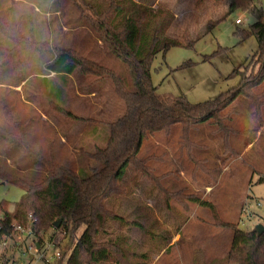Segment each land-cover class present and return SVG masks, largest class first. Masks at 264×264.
Instances as JSON below:
<instances>
[{"label": "rangeland", "instance_id": "1", "mask_svg": "<svg viewBox=\"0 0 264 264\" xmlns=\"http://www.w3.org/2000/svg\"><path fill=\"white\" fill-rule=\"evenodd\" d=\"M40 1H46L44 9ZM143 1H158L156 6L166 9L173 19L166 34L171 39L180 41L187 34L198 40L191 48L173 47L153 60L152 84L160 95L204 103L238 86L240 76L233 75L237 68L253 69L249 65L257 41L254 37L243 40L238 33L255 22L247 11L238 8L209 31V22L228 12L226 5L216 6L212 1L198 5V0ZM251 1L264 10V0ZM87 2L93 0H0V136L20 139L25 133L35 156L74 171L89 163L88 155L95 147L103 146L102 138L93 134L97 123L116 120L123 113L122 105L109 82L74 76L64 90L65 104L58 103L61 107L56 109L39 81L45 77L42 72L60 50H67L103 63L128 79L127 68L105 57L98 35L86 24ZM237 20L242 24H236ZM255 97L253 106L249 99L239 98L228 109L226 132L205 124L185 139L182 126L177 125L144 142L139 158L151 159L149 168L160 182L150 177L141 189L129 183L136 196L121 207L127 213L135 207L146 208L142 213L154 227L150 231L159 236H150L152 242L136 231L129 233V250L148 258L131 256L127 264H241L237 255L229 261L233 238L229 225L239 223L251 231L264 227V183L258 182L264 177V125L260 127L258 108L260 103L264 119V98L262 94ZM66 111L84 121H70ZM224 138H228L226 143ZM23 195L20 187L0 180V203L6 202L13 210ZM192 197L212 203L215 213L190 201ZM52 235L50 231L44 236L46 245L40 253H29L32 239L13 233L8 247H0V264H46L44 258L70 244L64 240L56 247L49 242ZM260 246L258 263L260 259L264 264V243Z\"/></svg>", "mask_w": 264, "mask_h": 264}, {"label": "trees", "instance_id": "2", "mask_svg": "<svg viewBox=\"0 0 264 264\" xmlns=\"http://www.w3.org/2000/svg\"><path fill=\"white\" fill-rule=\"evenodd\" d=\"M205 1L228 7L225 16L209 22V31L238 8L250 13L255 22L247 31L238 33L243 40L254 37L258 48L249 65L252 70L246 66L234 71V76H240L238 86L199 104H192L182 96L160 95L152 84V62L157 55L162 53L165 56L173 47L191 48L198 41L187 34L180 41L166 35L173 19L160 4L156 6L158 1L87 2L93 14L86 15V24L98 35L105 57H112L127 68L128 79L103 63L91 61L73 51L60 50L42 72L45 77L39 81L48 99L56 104V109L61 107L58 103L65 104L64 90L72 77H91L95 83L107 81L119 98L123 113L116 120L97 123L93 134L102 138L103 146L95 147L88 155L89 163L78 171L35 156L25 142V133L20 139L0 136V180L24 191L13 210L6 202L0 203V245L3 239H11L15 225L31 230L32 236L27 240L32 239L38 244L39 253L46 243L44 236L50 231L53 235L49 242L56 247H60L64 240L69 241V246L60 251L61 258L55 264L64 262L68 255L65 264H127L131 256L148 258L146 254L133 253L128 248H132V237L128 234L133 231L149 237L152 242L155 240L150 236H159L150 231L154 227L142 213L146 208L142 211L135 207L127 213L121 207L128 198L132 202L136 196L135 190L128 187L129 183L141 189V184L150 177L160 182L149 168L151 159L139 158L144 142L158 133H169L177 125L182 126L185 139L205 124L218 126L220 132H226L228 109L239 98L249 99L251 105L256 103L255 94H262L264 98L263 8L251 0H198L197 4ZM40 2L41 8H38L44 9L46 1ZM258 89L262 90L259 94L256 93ZM258 108L261 127L264 119L260 103ZM59 112L64 114L63 109ZM65 116L72 122L84 121L71 111H66ZM64 138L68 140V136ZM224 140L226 143L228 138ZM24 161L28 164L24 165ZM130 174L131 182L128 181ZM258 182L264 183V177ZM189 200L215 213L212 203L197 197ZM240 226L239 223L229 225L233 233L229 261L230 258L237 259V255L241 264H263L260 259L258 263V255L260 245L264 243V233L258 236L255 231L243 230ZM82 228L84 231L78 236Z\"/></svg>", "mask_w": 264, "mask_h": 264}, {"label": "built area", "instance_id": "3", "mask_svg": "<svg viewBox=\"0 0 264 264\" xmlns=\"http://www.w3.org/2000/svg\"><path fill=\"white\" fill-rule=\"evenodd\" d=\"M236 24L241 25L242 22H241L240 20H237V21H236ZM251 217H252V216H251ZM13 232H14L15 234H25V235H27V237L32 236V232H31V230H29V229H24V228H22V227H20V226H15V225H14ZM8 241H9V240H8L7 238L3 239L2 242H1L0 247L3 248V249L7 248L8 245H9V242H8ZM37 245H38L37 243H35L34 241H32V245L28 248V252H29V253H33V252H35V251H38V249H37ZM44 245H46V243H45ZM60 258H61V253H60V251H59V252H57V253H56L54 256H52V257L44 258V260H45L46 264H54V263L57 262Z\"/></svg>", "mask_w": 264, "mask_h": 264}, {"label": "water", "instance_id": "4", "mask_svg": "<svg viewBox=\"0 0 264 264\" xmlns=\"http://www.w3.org/2000/svg\"><path fill=\"white\" fill-rule=\"evenodd\" d=\"M255 232L258 234V236H261L264 233V227L259 225L256 229ZM38 250H39V246H38Z\"/></svg>", "mask_w": 264, "mask_h": 264}]
</instances>
